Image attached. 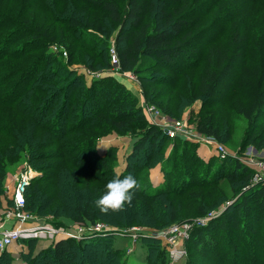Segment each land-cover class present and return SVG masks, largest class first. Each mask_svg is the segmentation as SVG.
Masks as SVG:
<instances>
[{
    "label": "rangeland",
    "instance_id": "obj_1",
    "mask_svg": "<svg viewBox=\"0 0 264 264\" xmlns=\"http://www.w3.org/2000/svg\"><path fill=\"white\" fill-rule=\"evenodd\" d=\"M112 1L121 9L127 3V0ZM223 1L220 0V6L211 5V15L204 18V23L214 25L212 29L215 30L203 35L205 40L201 45L189 48L172 64L150 59L148 70L135 74L122 71L119 64H113L112 51L116 52L115 40L121 25L101 7L92 6L85 0H0V10L17 21L7 19L9 24H4L7 20L0 16V42L4 40L6 43V58L2 63L10 64L11 70L15 71V74L10 72V78L0 89L12 88L25 71L26 74L30 73V84L23 92L30 90L32 96L45 97L47 90L44 91L46 94L35 92L37 86L38 89L42 86L47 89L54 85L48 92L56 90L58 95L49 106L44 121H50L62 108L60 116L63 120L60 122L64 131L60 128L58 134L66 132L59 138L52 136L51 140L47 132L37 130L38 146L35 151L47 158L33 162L29 153L22 152L20 159L9 166L4 190L12 185L13 176L25 164L38 172L34 179L47 175L37 184L40 208L36 212L26 208L25 211L34 222L70 230L73 255L69 256V264H120L122 260L123 264H163L157 247V242L163 247V241L153 236L159 230L152 223L159 220V217H155V210L161 212L162 218L167 207L175 208L177 216L170 225H192L180 247L185 252L184 256L170 262L167 251V264H251L252 259L254 264H264V215H258L256 203H253L254 191L264 185V170L257 165H264V81L258 91L242 87L239 83L240 65L236 64L232 73L218 87L214 100H207L200 93V79L208 65L206 57L209 48L213 47L221 53L229 51L227 38L232 23H238L241 35L245 37L247 58L251 56L249 48L264 41V2ZM148 3V14L144 21L151 26L161 7L179 14L194 0H148ZM18 11L23 14H18ZM70 18L75 20L76 27L70 26L73 24ZM20 19L37 26L40 37L36 39L32 31H27ZM88 23L100 26L102 32L91 28ZM129 29L131 27L125 26V31ZM95 33L102 42L96 40L97 45L90 49L87 45L91 44L90 37ZM144 75H150L151 79H140ZM103 83L112 88L106 89ZM119 84L129 92L124 100L114 98ZM90 99H93V104ZM27 101L23 96L15 98L16 104L21 106ZM253 101H256V105L252 108ZM42 102L38 105H43ZM119 109L135 111V114L122 118L125 119L123 128L116 127L112 121L117 119L113 113ZM8 110L9 106L0 105V125L11 122ZM241 110L249 111L250 116L246 117ZM206 115L213 117L219 129L221 142L216 141L225 148L224 155L216 154L212 149L208 150L210 154L204 156L202 148L199 150L200 145L184 140L189 142L185 145L183 139L172 140L162 134L154 148L146 141L143 150L133 146L138 135L147 127L146 124L164 132V126L181 120L186 122L190 133L204 136L197 131V123ZM84 123H87L88 129L80 130ZM91 139H94L93 142ZM179 142H183L185 148L178 145ZM193 151L200 159L196 160L195 156L192 159ZM131 152L133 154L130 156ZM174 155L176 161L170 162ZM68 156L73 157V161ZM99 156L103 163H100ZM232 158L244 165L250 160L252 165H247L251 170L249 177L232 173V163L229 162ZM209 160L210 170L206 172L202 170V163ZM253 162H256L255 169ZM43 164L51 168H36ZM228 164L230 166L227 167ZM111 170L117 173L123 171L122 176L127 173L142 181L147 175L151 190L168 181L176 183L182 188V194L174 196V199L154 200L141 186L139 191L134 192L131 204L125 206L129 208L128 211L122 213L131 224L121 226L117 224L120 219L118 211L101 213L95 204L105 192L102 185L106 186L109 182L108 174H114L109 172ZM202 171L206 172L204 176L216 172L219 179L208 185L199 184L204 177L199 174ZM52 174L55 179L48 180ZM99 179H103V182ZM30 190L32 188L27 190V194ZM141 193L144 194L140 196ZM79 199L88 200L97 207L95 224L75 220L73 205ZM5 200L4 197L0 210L6 205ZM234 200L236 202L232 204ZM244 200L251 207L247 216L252 219V224L257 221L258 236L240 229L243 217L238 220L237 228L234 225H229L227 229L220 227L221 221L228 217L234 206ZM222 212H225L224 217L220 216ZM209 214L212 215L208 218ZM202 232L206 241L203 238L201 243L197 237ZM89 236L92 241L103 240L107 245L102 243L83 247L82 241ZM155 239L158 241L154 242ZM53 243L49 239L23 241L13 246L12 252H6L19 264H30L33 258V264H45L47 261L57 264L47 251Z\"/></svg>",
    "mask_w": 264,
    "mask_h": 264
},
{
    "label": "trees",
    "instance_id": "obj_2",
    "mask_svg": "<svg viewBox=\"0 0 264 264\" xmlns=\"http://www.w3.org/2000/svg\"><path fill=\"white\" fill-rule=\"evenodd\" d=\"M87 3H89L92 6H98L104 9L108 12L109 16L112 18L113 21L119 22L121 25V30L119 34L116 37L115 40V46H116V53L119 60V66L122 71H132L135 74H140L146 70H148V66H150V59H153L158 62H165L166 64H172L176 61H178L181 56L186 54V51L195 46L201 45L203 40H205V37L203 36L206 32L214 31L215 29H212V26L209 23H204V18L206 15H211V5H217L220 6V0H194V3L191 4L186 9L182 10L181 13H171L165 8H162L156 13V17L152 19V24L149 26V23H145V19L148 14V7L149 3L148 0H127L126 6L124 9H121L118 4H116L112 0H85ZM178 0H176L177 2ZM258 3L264 2V0H255ZM225 2V0L223 1ZM224 5H226L224 3ZM179 10H177L178 12ZM21 13L18 11V14ZM23 14V13H21ZM0 16L4 19H10L12 16L10 14H6L5 12H2L0 10ZM216 16H214L215 18ZM11 22H17L13 21ZM21 20V19H20ZM70 23H73L70 26L76 27L75 20L70 18ZM7 20L4 24H9ZM19 22V21H18ZM227 22V21H226ZM21 25L24 24L25 27H27V31H32V35L38 37L37 31L39 30L37 26H32L30 22H27L25 20H21ZM88 26L95 29L98 32H102L100 26H95L93 23H88ZM125 26L131 27L129 31H125ZM191 30H194L192 33H189ZM98 34L95 33L91 35L90 41L91 44H88V48L92 49L94 46L97 45L96 42H102L101 39L98 38ZM244 42L245 37L241 35V32L239 31L238 23L234 22L232 23V26L229 30L227 43L229 47V51L226 53L217 52L213 47L209 48L208 51V57H206V64H208L205 68L204 74L200 79V93L201 96L206 98L207 100H214V95L217 92L218 87L228 78V76L232 73L234 67L236 64L240 65V76H239V83L242 87H248L249 89H252L253 91H258L262 87V82L264 81V41L257 42L256 47H250V54L251 56L247 58V51H245L244 48ZM6 48L5 41L0 42V88L3 86L9 77V74L11 75L13 70H11V65L3 62V58H6L4 55V51ZM93 68V67H91ZM15 74V71L13 72ZM23 75V76H22ZM146 78L151 79L150 75H144L143 77H140V79ZM30 81V73L26 74V71L21 73L18 77V79L14 82L15 84L12 86V88L8 89H0V105H7L9 106V114H10V120L11 122L7 125H0V134H2V137H0V206L4 198V183L7 177V174L10 172V165L12 163H16L20 157L22 152H27L31 156V160L33 162H37L40 160L46 159V155H40L37 154L35 149H37L38 142L36 140V131L37 130H44L48 133L49 137L57 136V138L64 136L66 132H62L60 135L58 134V130L61 128H64V126L61 124L60 121L63 120V117L60 115L62 114L63 109L61 108L55 116L50 121H44V118L47 115V110L49 109V106H51L56 99L58 95V91L56 90L48 92L54 85L51 87H40L35 92L39 93H45L44 91L47 90V95L45 97H37L35 95L32 96V92L26 91L23 92L26 88L27 84ZM45 82V81H44ZM41 83V81L39 82ZM43 83V82H42ZM30 84V83H29ZM102 86H105L106 89H111L112 87L109 84H106ZM104 88V87H103ZM59 89V88H58ZM63 89H61L60 92H62ZM263 95H264V87H263ZM51 93V94H50ZM129 92L127 89L123 87V85H118L115 89V99H121L124 100L126 97H128ZM23 96L24 99L28 100L23 106L16 104L15 98ZM93 104V99H90ZM34 102L32 104H28V102ZM41 101H43V105H38ZM256 101L252 102V108L255 107ZM242 114H244L246 117L250 116L249 111H243ZM135 114L134 110H116L113 115L116 116L117 119H113V124L116 127L123 128L125 124L124 118L126 115H133ZM143 120V117H141ZM95 125H92L94 127ZM145 130L138 135L136 138L134 145L137 150H143V144L146 141L147 144L151 145V148H154V144L158 139L160 138V135L165 136V132H162L159 130V128H156L152 125L146 124ZM24 128V130H23ZM91 128V127H90ZM81 130L88 129L87 123L81 124V127H79ZM64 131V129H62ZM24 131L27 132L24 136ZM197 131L205 136H210L215 138L217 141L221 142V136L219 135V129L215 125V121L211 115H206L202 117L199 122L197 123ZM11 133V137L9 134ZM1 136V135H0ZM9 137V138H8ZM94 139H91V142H93ZM172 140H180V138L172 139ZM182 140V139H181ZM185 142V145L189 142ZM179 142L178 145H182V148L184 147V143ZM185 148V147H184ZM133 153H130V156ZM70 155V154H69ZM200 159L195 151L191 153L192 159L194 158ZM69 160L73 161V157ZM176 155L173 157V161H176ZM77 160V158H75ZM101 160V156L99 158ZM75 160V161H76ZM227 159L224 160L226 162ZM148 162H150V159H148ZM221 162V161H220ZM229 162L232 163V166L229 164L226 165L227 167L230 166L232 170V173L239 174L240 176L247 175L248 177L251 174V170L247 165H244L243 162L232 158ZM228 162V163H229ZM100 163H103V160L100 161ZM148 164V163H147ZM202 170H205L208 172L210 170V160L206 161L205 163H202ZM34 166V165H33ZM40 168H51L50 165L43 164V165H37ZM225 168V167H224ZM126 169V168H125ZM87 170V169H86ZM127 172L129 169H126ZM218 170V169H217ZM96 172V171H95ZM114 172V174L109 173L107 176V180H112L114 178H124L128 174L126 173L124 176L123 171L120 173H117L115 171H109ZM200 172L202 176L206 172ZM89 175V172H87ZM86 174V175H87ZM91 174V172H90ZM107 175V174H106ZM47 175H45L42 178L34 179L31 185L28 186L29 188H32L28 193V187L26 189L25 193V208L26 210H29L31 212H36L39 208V193L37 184H39L40 180L45 179ZM52 177V178H51ZM106 177V176H105ZM109 177V178H108ZM54 180V175H50L48 177V180ZM219 179L217 173H212L209 176H204L199 180V184L202 185H208L211 183L217 182ZM103 182V179H99ZM105 180V179H104ZM137 181L141 183L142 190H147L148 196L154 200H160L161 198L168 199H174V196L181 195L182 192L178 184L167 182L163 184L160 187H157L156 189H150V180L148 179V176L144 175L143 181L142 179L138 178ZM108 182V181H107ZM55 186V185H54ZM102 189L106 190L105 185H102ZM101 188V186H98ZM46 190V189H45ZM254 196L253 203H256V212H258V215L262 216L264 215V185H260V188L257 189ZM105 193V192H104ZM136 193V192H135ZM144 194V193H143ZM141 193L140 196L143 195ZM252 195V192H251ZM248 197V196H247ZM150 199V200H152ZM248 199V198H247ZM235 200L232 201V204H235ZM231 205H228L226 209H229ZM157 208V206H156ZM129 208H124L122 211H118L120 213L119 218L117 221V224H120L121 226H129L131 222L129 223L126 221V217L123 212L128 211ZM73 210L75 213V220L77 222H89L91 224H95V216L97 214V207L90 201L85 199H79L78 202L73 205ZM251 210V207L248 205L246 200L241 201L240 203H237L234 206L233 211L228 214V217L226 219L221 221L220 227H224V229L229 228L230 226L234 225V228L238 227V220L243 217V222L240 227L242 230L249 231V234L252 236H258L257 233V223L254 222L252 224V219L247 216ZM131 211V210H129ZM175 208L173 207H167V211L164 210L165 215L161 218V212H158L155 210V217H159L158 221H155V223H152L158 230L166 228V226H169L171 223L175 222L177 219V216L175 214ZM224 213L222 212L220 216L224 217ZM259 216V217H260ZM221 217V218H222ZM230 225V226H229ZM255 230V231H254ZM264 233V228L263 231ZM202 232L201 235L197 237V239H202L206 241V236L203 235ZM102 240L101 238H99ZM35 239L27 240L26 242L32 241ZM98 240V239H97ZM156 240V239H155ZM154 242H157L156 240ZM264 242V240H263ZM105 244L107 243L105 241H92L91 237L85 239L82 241L83 247H89V246H95L96 244ZM200 243V244H201ZM204 243V241H203ZM73 244L71 239H61L57 242L53 243L50 248L47 250L49 253L52 254V257L57 261V264H69V256L73 255L72 250ZM158 250L161 252V258L160 261L163 264L168 263V257H167V251L164 247L160 245V243L157 242ZM47 252V253H48ZM115 252V250H113ZM34 259V258H33ZM32 259V261H34ZM235 259V258H234ZM3 260L2 264H19L16 263L12 256L8 254L6 251H3L0 254V261ZM31 261L30 264H33ZM255 262L253 259L249 262L251 264H254ZM124 261L120 262V264H123ZM27 264V263H25ZM45 264H53L51 261L45 262Z\"/></svg>",
    "mask_w": 264,
    "mask_h": 264
},
{
    "label": "built area",
    "instance_id": "obj_3",
    "mask_svg": "<svg viewBox=\"0 0 264 264\" xmlns=\"http://www.w3.org/2000/svg\"><path fill=\"white\" fill-rule=\"evenodd\" d=\"M112 62L116 65L119 64L115 50L112 51ZM164 132L171 139L180 138L192 141L198 145L204 144L212 147L216 154H225V148L215 138L190 133L185 121H173L171 125L164 126ZM246 162V165H252L250 160ZM255 165L256 162H253L254 169ZM257 165L260 170H264L262 163H257ZM37 175L38 172L33 167L25 164L13 176L12 185L7 186L5 189L6 196L4 197L6 199V205L0 210V254L14 243L18 245L30 239H49V241L55 243L58 240L73 237V235H70L69 229L53 226L48 223L34 222L32 216L25 211L26 189ZM255 176L257 178V174ZM211 215L209 214L208 218ZM191 226L188 223L172 224L168 228L160 229L153 234L155 238L163 241V247L169 252L170 262L177 261V259L179 260L184 256L185 252L180 247L182 246L184 238L186 239L188 237V231Z\"/></svg>",
    "mask_w": 264,
    "mask_h": 264
},
{
    "label": "clouds",
    "instance_id": "obj_4",
    "mask_svg": "<svg viewBox=\"0 0 264 264\" xmlns=\"http://www.w3.org/2000/svg\"><path fill=\"white\" fill-rule=\"evenodd\" d=\"M105 193L96 201V206L101 213L109 211L117 212L124 210L125 206L131 204L135 191L141 188L140 183L131 174L124 178H114L106 186Z\"/></svg>",
    "mask_w": 264,
    "mask_h": 264
},
{
    "label": "crops",
    "instance_id": "obj_5",
    "mask_svg": "<svg viewBox=\"0 0 264 264\" xmlns=\"http://www.w3.org/2000/svg\"><path fill=\"white\" fill-rule=\"evenodd\" d=\"M201 148H202V152H203L204 156H207L208 154H210V153H208V152L211 151V150L213 149L212 147H209V146L204 145V144H200V146H199V150H200ZM208 150H209V151H208ZM200 151H201V150H200ZM211 153H213V152H211ZM156 182H159L158 179H156ZM16 245H17L16 243L10 245V246L7 248V251L12 252V251H13V246H16Z\"/></svg>",
    "mask_w": 264,
    "mask_h": 264
}]
</instances>
